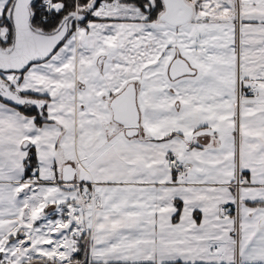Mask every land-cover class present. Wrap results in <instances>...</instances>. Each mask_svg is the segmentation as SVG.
I'll use <instances>...</instances> for the list:
<instances>
[{"label":"snow or ice","instance_id":"obj_1","mask_svg":"<svg viewBox=\"0 0 264 264\" xmlns=\"http://www.w3.org/2000/svg\"><path fill=\"white\" fill-rule=\"evenodd\" d=\"M0 264H264V0H0Z\"/></svg>","mask_w":264,"mask_h":264}]
</instances>
